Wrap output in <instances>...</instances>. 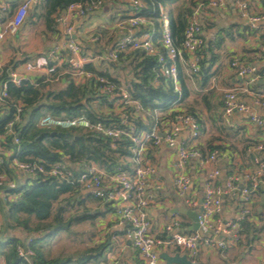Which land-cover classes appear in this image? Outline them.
<instances>
[{"label": "crops", "instance_id": "1", "mask_svg": "<svg viewBox=\"0 0 264 264\" xmlns=\"http://www.w3.org/2000/svg\"><path fill=\"white\" fill-rule=\"evenodd\" d=\"M21 1L11 0L14 5L10 7L9 14L0 16V31ZM207 2L208 0H177L174 3L159 5V17L156 21L161 33L163 20L168 22L170 17L175 19L179 14L182 15L187 11H190V16L187 13V18H190L197 12L196 18L200 21L202 33L206 38L201 52L203 66L200 67L198 75L190 76L188 70L180 65L187 92L184 99L173 108L196 114L200 125V136L196 141H192L190 133L182 130L177 140L179 143L194 145L203 154L217 152L220 176L216 182L220 184L227 180L228 172H231V176L251 169V162L245 149L250 145L264 144V127L255 126L248 117L239 114L226 120L222 111L223 96L228 91H234L254 114L264 119V107L255 103L264 93V80L257 79L252 82L247 78H240L229 65L230 59L236 58L254 64L260 72H264V32L252 31L239 16L231 1L227 0L219 8H210ZM200 5L202 7L198 9ZM248 5L252 13L264 16V0H248ZM46 11L45 0L32 5L17 34L6 36L0 41V72L5 70L8 76L15 73L30 81L44 79L50 86L57 84L61 88H64L69 81L75 86L83 84V77L73 76L67 52H62L55 59H48V52L60 48L66 37L63 33L64 25L59 21L60 16L54 14L53 23H47ZM135 15L134 10L126 3L115 0L85 16L86 21L75 33L81 43L83 56L88 59L84 64V70L86 65H90L92 70L88 72L103 73L108 76L106 78L125 84V90L130 83L137 82L130 71L131 64L127 58L130 52L124 53L119 61L112 63L114 69L101 68L97 57L117 41L121 31L120 26ZM81 19L75 18L73 22ZM262 27L264 28V22ZM154 32V21L149 18L146 26L136 30V35L143 37L147 34L152 37ZM228 56L229 62L226 60ZM27 66H31L32 70L27 71ZM169 112L168 110L158 112L156 115L165 121L169 118L167 116H170ZM142 118L145 120L143 116ZM145 156L157 170L156 176L151 180V183H154L157 179V185L151 189L156 204L148 210L151 235L159 241L164 240L166 238L164 227L174 218L180 221L177 231L190 232L189 218L173 212L174 209L184 207L183 200L172 187L175 151L162 144L156 148H148ZM211 169L208 164L199 166L194 161L190 162L189 196L200 201ZM223 203L224 219L236 217L240 208L236 195H225ZM84 206L93 211L100 209L97 204L90 202ZM84 206H76L74 210H82ZM80 225L88 226L89 230L76 232L74 229ZM71 235L79 241L80 248L74 252L62 250L49 252V257L73 256L87 248H95L98 244L107 242L109 247L104 252L106 262L99 264L139 263L131 240L125 235V229L114 211L107 212L94 221L88 220L73 225ZM159 252L183 255L177 249L164 246H159ZM193 262L194 264H264V184L252 198L251 216L245 223L241 240L228 244L223 251L201 250ZM0 264H4L2 259Z\"/></svg>", "mask_w": 264, "mask_h": 264}, {"label": "built area", "instance_id": "2", "mask_svg": "<svg viewBox=\"0 0 264 264\" xmlns=\"http://www.w3.org/2000/svg\"><path fill=\"white\" fill-rule=\"evenodd\" d=\"M113 1L115 0H93L69 5L59 15V21L64 25L65 42L60 48L49 51L47 56L49 60H52L62 52H67L73 76L94 79L101 94L110 96V98L119 96L123 106L120 109L121 122L117 125H105L100 122H92L83 115L67 118L46 114L39 119L37 126L50 131L95 132L112 140L125 137L132 144V156L128 160L131 170H120L110 175L94 164H85L83 171L74 175L73 170L69 168L68 160L48 165L42 160L21 162L13 159L10 167L16 176L23 178L41 176L78 184L84 193L108 203L113 208L120 224L123 225L125 235L131 240L132 248L139 258L138 264H165L159 257V246L177 249L192 262L201 250L223 251L228 244L241 240L245 231V223L251 216L252 198L264 184V144L250 145L245 149L251 162V169L235 173L229 176L224 183L218 184L216 181L220 176V170L217 164V152L203 154L194 145L179 143L177 140L182 130H187L190 133L192 141H196L200 136L198 119L188 112L173 108L179 101L167 109L170 111L168 113L170 117L167 120L164 121L162 117H158L156 113L158 114L160 111H155V120L151 130L137 132L130 117L144 116V109L137 101L131 99L127 90L114 81L85 71L84 64L88 59L83 56L81 47L71 38L74 34L72 27L75 18H83L104 4ZM120 1L130 6L136 15L120 26L119 38L97 57L98 61L108 64L115 63L120 54L142 50L148 56L158 57V63L161 66L160 74L166 80L171 81L174 89L179 93L178 64L183 65L191 76H196L200 72L201 57L199 54L205 45L206 38L202 33L201 23L196 18L197 12L188 20L183 40L179 46H176L166 20L162 21L159 41L153 42L151 36L147 34L138 37L136 30L148 24V19L139 15V12L144 9V3L142 0ZM226 1L208 0L207 5L210 8H219ZM229 1L252 31L264 32L262 27L264 16L252 13L248 0ZM40 2L41 0H22L0 31V41L6 36L16 35L23 25L30 7ZM10 4L11 0H0V16L9 14ZM201 7L200 5L198 9ZM161 49L163 53L160 51ZM229 65L240 78H247L252 82L257 79L264 80V72H260L254 64L233 58ZM26 70L31 71L32 67L27 66ZM9 78L16 85L21 80H26L15 73H11ZM157 82L158 78L156 77L153 79V84L155 85ZM8 97L5 82L0 86V104L6 103ZM255 103L264 107V93ZM127 107L131 109L130 115L124 111V108ZM12 108L14 110L13 118L8 123L5 134L1 136L0 140L3 143L4 139L10 137L13 144H18V132L15 131V126L21 122L23 105L15 103ZM222 111L226 120L239 114L248 117L255 126L264 127V119L254 114L234 91H228L223 96ZM162 144L175 151L172 187L183 200L186 209L198 210V230L180 233L177 231L180 221L174 218L164 227L166 238L159 241L150 233L151 222L148 213L149 208L156 204V198L151 189L157 185V179L154 183H151V180L156 176L157 170L146 159L145 153L148 148H156ZM112 148L115 147L112 145ZM10 154V150L0 146V164H3V157ZM191 161L196 162L199 166L208 164L212 168L202 191L200 205L196 198L188 195L191 186L188 166ZM227 194L236 195L240 208L236 217L224 219L223 197ZM0 197L4 200L9 198L4 192H0ZM31 241L32 238L28 237L23 246L18 245L16 248L18 257L27 264H32L34 256V252L30 248Z\"/></svg>", "mask_w": 264, "mask_h": 264}, {"label": "trees", "instance_id": "3", "mask_svg": "<svg viewBox=\"0 0 264 264\" xmlns=\"http://www.w3.org/2000/svg\"><path fill=\"white\" fill-rule=\"evenodd\" d=\"M45 1L46 21L53 23L52 16L62 14L69 5L93 0ZM142 1L144 9L139 12V15L154 21L155 32L151 39L157 42L161 39L156 21L159 17V5L174 3L177 0ZM13 5L11 3L10 7ZM187 13L189 14L190 11ZM187 13L179 14L175 19L169 18L168 26L176 46H179L183 40L184 30L190 19L187 18ZM160 51L163 53L162 49ZM122 56L123 54H120L118 61ZM127 58L131 64L130 71L137 80L130 83L127 91L131 99L137 101L144 109L143 117L146 121L142 116L130 117V119L137 132H149L154 124L155 111L166 112L176 101L181 102L186 96L181 67L178 64L179 93H177L172 82L160 74L161 66L157 56H148L144 51L136 50L131 51ZM202 66L203 61L200 60L199 67ZM90 70H92L90 65H86L85 71ZM99 75L108 77L104 74ZM156 77L158 82L154 85L153 79ZM5 82L9 97L6 103L0 104V138L5 134L6 127L13 118L12 105L22 104L23 111L20 124L15 126V131L18 132V144H13L10 137L4 139L3 143L0 140V146L11 151L9 156L3 157V164H0V192H4L9 197L5 200L0 197V259L4 264H27L18 257L16 248L18 245L23 246L26 238L31 237L30 248L34 252L32 264L106 262L104 252L109 247L107 242L68 257L52 258L49 257V252L52 242L58 235L61 233L71 235L73 225H79L88 220L94 221L107 212H113V208L104 201L89 194H83L78 184L41 176L23 178L16 176L10 165L13 159L21 162L42 160L48 165L68 160L69 168L73 170L74 175L81 173L85 164H94L110 175L120 170H131L128 160L132 156V144L125 137L112 140L95 132L50 131L37 126L39 119L46 114L67 118L83 115L92 122L117 125L121 122L120 109L123 107L119 96L110 98L101 94L94 79L78 86L69 81L64 88L49 90L50 84L44 79L21 80L16 85L10 81L4 70L0 73V86ZM95 102L106 105L108 112H97L93 106ZM116 102L119 103L117 107ZM130 110L128 107L124 108L128 114ZM190 114L197 118L196 114L192 112ZM67 133L82 137L83 140L67 137L65 135ZM112 145L115 148H112ZM230 174L231 172L227 173L228 176ZM11 182L14 183L10 184ZM88 202L97 204L100 209L97 211L87 209L84 205ZM53 203L57 205L54 211H51ZM81 205L84 206L82 210L72 212L71 209L74 206ZM33 216L36 222L31 223ZM16 232L18 234H15Z\"/></svg>", "mask_w": 264, "mask_h": 264}, {"label": "rangeland", "instance_id": "4", "mask_svg": "<svg viewBox=\"0 0 264 264\" xmlns=\"http://www.w3.org/2000/svg\"><path fill=\"white\" fill-rule=\"evenodd\" d=\"M229 59H230V57L228 56V57H226V60L229 62ZM230 61H231V59H230ZM100 62V61H99ZM101 64H100V66H101V68H104V67H108L109 69H114L115 68V66L111 63H103V62H100ZM94 74H97V75H99L100 73L98 72V73H94ZM103 74V73H102ZM191 76V75H190ZM110 80L112 79V78H109ZM88 80H90V79H87V78H83L82 79V81L84 82V83H86ZM114 80V79H113ZM114 82L117 84V85H119V86H121V87H123V88H125V84L124 85H122V83L121 84H119L116 80H114ZM59 89H61V86H59V85H57V84H54L53 86H49V90H59ZM119 103H117L116 102V107L117 106H119L118 105ZM93 106H95V110L97 111V112H102V113H107L108 112V107L106 106V105H103V104H101V105H99V103L97 102H95L94 104H93ZM115 107V106H114ZM182 108V107H181ZM69 132H72V131H69ZM76 133V132H75ZM56 203H53L52 204V207H51V211H54V209H55V207H56ZM76 205V204H75ZM76 208V206H74V208L73 209H71L72 210V212L73 211H75L74 209ZM69 213H67V215H68ZM52 215H53V212L51 213V217H52ZM66 215V216H67ZM34 222H36V219H35V217L33 216L32 218H31V223H34ZM74 229V228H73ZM76 232H83V230L86 232L87 230H89V227L88 226H82V225H80V226H77L75 229H74ZM64 233H61L60 235H58L56 238V240L54 241V242H52V244H51V250H50V252H54V251H58V252H60L61 250L62 251H72V252H74V250H76V249H79L80 247V243H79V241H76V239L74 238V236H72V235H63Z\"/></svg>", "mask_w": 264, "mask_h": 264}, {"label": "water", "instance_id": "5", "mask_svg": "<svg viewBox=\"0 0 264 264\" xmlns=\"http://www.w3.org/2000/svg\"><path fill=\"white\" fill-rule=\"evenodd\" d=\"M85 21H86V17L82 18L81 20L73 22L72 30H73L74 34L72 35L71 38L79 46H81V43H80L79 39L76 37L75 33L77 32V30L80 28V26ZM65 135L67 137L74 138L75 140H83L82 137H76L70 133H67ZM200 204H201V200L199 201V205ZM173 212L185 215L189 218V220L191 222V226L189 227V231H197L198 230V210H188L185 207H182L180 209H174ZM159 257L161 260L164 261L165 264H194L190 259H188V257L185 254L180 255L178 253H175L173 255H170L169 253L162 252V253H160Z\"/></svg>", "mask_w": 264, "mask_h": 264}]
</instances>
